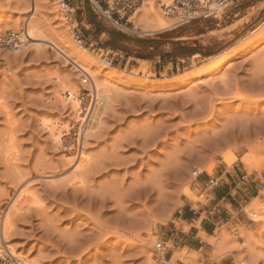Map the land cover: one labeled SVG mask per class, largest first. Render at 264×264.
Returning a JSON list of instances; mask_svg holds the SVG:
<instances>
[{"label":"rangeland","instance_id":"374dc122","mask_svg":"<svg viewBox=\"0 0 264 264\" xmlns=\"http://www.w3.org/2000/svg\"><path fill=\"white\" fill-rule=\"evenodd\" d=\"M142 1L127 13L139 32L123 33L89 0H68L71 23L60 0H40L34 13L30 0H0V37L20 33L28 18L36 32L16 49L0 47V209L22 188L32 193L10 211L6 242L40 264H264V82L249 86L264 75V0H235L175 26L170 16L172 25L154 32L142 31ZM222 52L231 57L218 69L191 74ZM73 58L110 94L78 145L90 167L77 173V190L78 161L65 141L81 134L96 100L83 110L90 79ZM226 91L256 104L227 100ZM101 229L109 234L100 238Z\"/></svg>","mask_w":264,"mask_h":264},{"label":"bare ground","instance_id":"6f19581e","mask_svg":"<svg viewBox=\"0 0 264 264\" xmlns=\"http://www.w3.org/2000/svg\"><path fill=\"white\" fill-rule=\"evenodd\" d=\"M40 0H30V12L31 13H34L35 12V10H36V7H37V5H39V2ZM143 1H145V2H143ZM142 1V6L140 7L139 6V8H141L140 9V15L138 16V18L140 19V24H143V29H142V31L144 30V25H145V28H146V31H158V30H162V29H165V28H168L169 26H171L172 25V23L170 24V22H171V18H170V16H173L174 14L173 13H167V7L169 6L168 4L170 3V1L171 0H163V2H160L161 4H160V9H161V11H163L164 12V14H165V16H167L168 18H170V19H168L167 18V20H166V17L164 18L161 14L162 13H159V11L157 10L158 8L156 7V4H155V0H143ZM161 1V0H160ZM141 1H139V3H140ZM139 3H138V0H133V2H132V5H134L136 8H135V10L138 8V5H139ZM32 16V15H31ZM61 16V15H60ZM29 19V18H28ZM28 19L24 22V24H23V27H21V32H23L24 33V35H25V37L27 38V40H36V37H34V33H36V32H34V25H32V24H30L29 23V21H28ZM176 18H174V20H175ZM168 20L170 21V22H168ZM139 21V20H138ZM172 21H173V19H172ZM177 23V21L175 22L174 21V23H173V25L174 24H176ZM175 26V25H174ZM36 27V26H35ZM38 27V26H37ZM20 32V33H21ZM40 32V31H39ZM6 33V32H5ZM22 34V33H21ZM69 36V35H68ZM56 49H58V48H56ZM64 50V49H63ZM63 50H60L59 49V51L61 52V53H65ZM240 49H238V50H236L235 52H233L234 54H236L238 51H239ZM75 52H77V51H79V50H74ZM59 52V53H60ZM81 53V51L79 52V54ZM68 54V53H67ZM83 54V53H82ZM82 54H80V55H82ZM90 54V53H89ZM89 54H85L84 53V59H85V61H89V62H91L92 61V57L90 58L89 57ZM234 54H232V55H234ZM68 55H70V54H68ZM68 55H66L65 54V56L66 57H69ZM231 57V55L230 54H226V53H224V52H222V53H220L219 55H217L216 57H214L213 59H210V60H208L206 63H204V64H199V65H196V66H194V67H192V70H190L191 71V74L192 75H195V76H201V75H205V74H209L210 72H213L214 70H216V69H218L223 63H225L229 58ZM75 58V57H74ZM73 58V60H71L72 62H73V64H75L85 75H86V78H89L90 79V86H91V90H92V99H95L96 100V102H95V100H94V108L92 109V112H91V114H90V116L88 117V118H84V116L82 117V120L84 121L83 122V124H85V126H84V129H81V134H77L76 136H75V138H74V141H72V139H71V141H69L70 139H67L65 142V144H66V146H67V148H68V154L70 155V160L71 161H74V160H76L77 159V161H78V163H77V166L75 167L76 168V170H75V176H74V174L72 175L73 176V179H70V181H71V183H70V185H71V187L74 185V186H76V184H77V186H79V184L81 183L82 184V181H80V179L78 180L77 178L80 176V171L81 170H84V171H86V169H88V161H87V158H86V156L84 155H82L83 153H82V150H80V153H78V145L79 144H81V142L83 143V138H85L86 136L88 137V136H91V134L94 132V129H95V127H96V124H98V122H99V112H101V108H102V106L103 105H106V103H107V101H108V99L110 98V94L108 95V91H109V89L107 88V86L105 85V83H103V82H100V80L97 78L98 76H95L96 74H92L91 72H93V71H90L86 66H84L83 65V62H81V61H79V60H76V59H74ZM69 59H70V57H69ZM72 59V58H71ZM91 60V61H90ZM84 61V60H83ZM84 61V62H85ZM94 61V60H93ZM108 67H110V66H108ZM143 69V68H142ZM145 70V69H144ZM143 71V70H142ZM145 73V72H144ZM129 74H130V72H129ZM134 74V73H133ZM123 75H124V73H123ZM151 75H152V73H151ZM148 76H150L149 75V73L148 74H146V77H148ZM236 77V76H235ZM235 79V78H234ZM225 81V80H224ZM223 81V82H224ZM253 81H254V83L252 82H250L251 84H249V86H251V87H254L253 85H258L257 83H261V82H264V75H258V74H254L253 75ZM256 81V82H255ZM225 83L226 82H224V84L223 85H225ZM239 83V82H238ZM256 83V84H255ZM93 87H94V89H93ZM226 89V88H225ZM228 89V88H227ZM226 89V90H227ZM230 89V88H229ZM94 90H95V94H94ZM223 92V91H222ZM229 93H228V91H226L225 92V96H227V97H225V99H227V100H240V101H244V100H247V103L251 106V105H255L256 103H254L255 102V100H254V102L252 101H250V103H253V104H250L249 103V101H248V99H251V98H249L248 97V99H247V97H245L244 95H242V94H240V93H234V94H232V95H228ZM96 95V96H95ZM221 95L223 96L224 94H222L221 93ZM89 96H90V94H89ZM65 97V96H64ZM252 97H257V96H252ZM259 97V96H258ZM66 99H67V101H70L71 102V105H72V109L76 112V115H77V111H78V101H76V97H75V95H74V93L73 92H69L68 93V95L65 97ZM253 98V99H254ZM223 99V98H222ZM221 99V100H222ZM258 99H260V98H258ZM258 99H256V101L258 100ZM196 101V100H195ZM225 101V100H224ZM246 104V103H245ZM83 105H84V108H83V110H86L87 109V105H86V103L84 104L83 103ZM205 105H207V104H205ZM247 105V104H246ZM198 107V106H197ZM210 107V106H209ZM199 109V108H198ZM207 109H208V106H207ZM212 109V108H211ZM201 110V109H200ZM203 110H204V108H203ZM203 110H201V111H203ZM249 110H250V108H249ZM205 111V110H204ZM203 111V112H204ZM6 112V111H5ZM194 112V111H193ZM102 113V112H101ZM200 112H198V114H199ZM84 114V113H83ZM197 114V113H196ZM205 114V113H204ZM264 116V115H263ZM78 118H79V116H78ZM260 118V117H259ZM264 118V117H263ZM81 119V118H80ZM242 119H245V118H242ZM249 119H251V118H249ZM229 120H232V119H229ZM258 120V119H257ZM262 121L264 120V119H261ZM260 120V121H261ZM81 121V120H80ZM233 121V120H232ZM236 121V120H235ZM238 121H241L240 119L238 120ZM237 121V122H238ZM249 121V120H248ZM252 121V120H251ZM250 121V122H251ZM254 121V120H253ZM259 121V120H258ZM257 121V122H258ZM259 121V122H260ZM261 121V122H262ZM227 122V121H226ZM230 123H231V121H229ZM228 122V123H229ZM243 122V121H242ZM241 122V123H242ZM249 122V123H250ZM256 121H254L253 122V124L255 123ZM258 122V123H259ZM260 122V123H261ZM227 123V124H228ZM229 123V124H230ZM234 123V122H233ZM240 123V124H241ZM246 123H248L247 121H245V122H243V125H245V126H248L249 124H246ZM237 124V123H236ZM236 124H235V127H236ZM251 124H252V122H251ZM250 124V125H251ZM253 124H252V126H253ZM256 125H258L257 123H255ZM232 125V124H231ZM242 125V126H243ZM248 126V128L249 127H251V126ZM264 125V124H263ZM263 125H262V123H261V125H260V127L262 126L263 127ZM99 126V125H98ZM228 126V125H227ZM227 126H225V127H227ZM242 126H240V128L242 127ZM244 126V127H245ZM255 126V125H254ZM224 127V128H225ZM229 127V126H228ZM234 127V126H233ZM255 127H258V126H255ZM259 127V128H260ZM252 128H254V127H252ZM228 129V128H227ZM230 129V128H229ZM236 129V128H235ZM243 129H245V128H243ZM243 129H242V131H243ZM255 129V128H254ZM253 129V130H254ZM220 130H222V129H220ZM219 130V131H220ZM233 130V129H232ZM237 130V129H236ZM239 130V129H238ZM248 129H246V130H244V131H247ZM250 130V129H249ZM248 130V131H249ZM255 130H257V129H255ZM260 130V129H259ZM262 130V129H261ZM241 131V130H240ZM230 133H232L231 131H229ZM254 132V131H253ZM259 132H261V131H259ZM239 132H237V134H238ZM243 133V132H242ZM221 134V133H220ZM228 134V133H227ZM93 135V134H92ZM240 135V134H239ZM217 136V135H216ZM233 136H234V134H233ZM241 137V136H240ZM220 138V137H219ZM222 139V138H221ZM224 139V138H223ZM222 139V140H223ZM219 140V139H218ZM69 141V142H68ZM225 141H227V140H225ZM73 144V145H72ZM254 148V147H253ZM252 148V149H253ZM68 157V156H67ZM11 158V157H10ZM8 159V158H7ZM6 160V159H5ZM69 160V161H70ZM243 161H245V162H248V164H249V167L250 168H255V160H252L251 162H249L248 161V158L247 157H245V159L243 158ZM10 162V161H9ZM84 166H87V168H85ZM90 167V166H89ZM84 168V169H83ZM91 169V168H90ZM74 170V169H73ZM90 172V171H89ZM79 174V176H78V174ZM85 173V172H84ZM78 177H77V176ZM83 175V174H82ZM84 176V175H83ZM22 177V176H21ZM77 179V182L75 181L74 182V180H76ZM84 180V179H83ZM69 181V182H70ZM79 183V184H78ZM86 185V184H85ZM84 185V186H85ZM73 186V187H74ZM83 186V185H82ZM72 187V188H73ZM75 188V187H74ZM84 188V187H83ZM86 188V187H85ZM29 187H26L25 189H21V190H19V192H18V194L16 195V197H14V199L12 200V203L10 204L11 206H12V208H11V206H9V207H7V209L4 211V213H2V217H1V219H0V235L2 236V238H3V240L6 242V238H8V235H9V233L11 232V229H12V223H11V218H10V211L12 210V212H18L19 210H21L22 208H23V205H25V202L27 203V200L28 199H30V195L32 194L30 191H29ZM76 189V188H75ZM79 189V188H78ZM77 190V189H76ZM83 193V192H82ZM1 194V193H0ZM259 202V201H258ZM264 203V202H263ZM257 205V204H256ZM119 209L121 208V206L120 207H118ZM123 208V207H122ZM263 208H264V206H263ZM262 208V209H263ZM260 209V208H259ZM123 210V209H122ZM251 211V210H250ZM253 211V210H252ZM3 212V211H2ZM11 212V213H12ZM261 212V211H260ZM262 212H263V210H262ZM252 213V212H251ZM13 214V213H12ZM250 214V213H249ZM252 215L254 216V217H256V213L255 212H253L252 213ZM252 215H250V216H252ZM257 217H258V215H257ZM252 218V217H251ZM97 224V223H96ZM101 231H102V233L100 232V234H101V236H100V238H103L104 236H106L107 234H109V232L107 231V230H103V229H101ZM97 232H99L98 231V229H97ZM118 232V231H117ZM116 232V233H117ZM138 232V231H137ZM99 234V233H98ZM120 234L118 233V236H119ZM121 237V236H120ZM100 238H99V236H98V239L100 240ZM123 238V237H122ZM213 242V241H212ZM99 243V242H98ZM6 244L8 245V243L6 242ZM102 244V243H101ZM129 244V243H128ZM131 244V243H130ZM129 247V246H128ZM8 248L10 249V247H9V245H8ZM11 250V249H10ZM219 251V250H218ZM218 251H216V252H218ZM11 252H12V254L13 255H15L16 257H18L12 250H11ZM88 250L87 251H85V250H79L78 249V254H77V256H80V255H82V254H88ZM19 258V257H18ZM35 259V258H34ZM34 259H27L26 261L25 260H23V259H21V258H19V260H20V264H40V262L39 261H37L38 259H36V260H34Z\"/></svg>","mask_w":264,"mask_h":264},{"label":"built area","instance_id":"2783aa9c","mask_svg":"<svg viewBox=\"0 0 264 264\" xmlns=\"http://www.w3.org/2000/svg\"><path fill=\"white\" fill-rule=\"evenodd\" d=\"M62 17L69 23L72 22L73 9L70 7L68 0H60ZM91 8L94 13L103 18L111 25L119 29L123 33H136L139 32V28L136 24H133L129 18L131 15H127L128 12H134L135 6L132 5L133 0H89ZM139 1L142 0H138ZM235 0H171L166 8L167 13H173L177 18V25L189 22L195 15L214 13L218 9L222 8L226 4L232 3ZM127 16L126 19L123 17ZM75 33V28H72ZM76 39L80 42L79 35L76 33ZM24 33L20 34L14 31H7L2 37H0V47L16 49L25 39ZM105 66H110V61L103 60ZM92 96H89L87 101V108L91 103ZM87 110V109H86ZM85 110V111H86ZM197 174V172H195ZM245 176H242L244 179ZM215 179L210 178L209 183L213 184ZM2 210L0 209V219L2 217ZM157 248H162L160 242L156 244ZM0 264H20L18 257L12 254L8 245L0 235Z\"/></svg>","mask_w":264,"mask_h":264},{"label":"crops","instance_id":"0c3cea01","mask_svg":"<svg viewBox=\"0 0 264 264\" xmlns=\"http://www.w3.org/2000/svg\"><path fill=\"white\" fill-rule=\"evenodd\" d=\"M102 34H107V35H109L108 32H106V31H102ZM258 167H259V166H258ZM223 199H224L223 196L219 197L218 202H219V203L222 202ZM194 229H196V228H194ZM202 231H203L204 233L207 234V230H206V229L203 228ZM197 234H198V231H196L194 234L192 233L191 236H190L191 239H197ZM191 242H193V240H191ZM186 247H188V248H190V249H192V250H195V248H194L193 246H191V245H186Z\"/></svg>","mask_w":264,"mask_h":264},{"label":"trees","instance_id":"16d2710c","mask_svg":"<svg viewBox=\"0 0 264 264\" xmlns=\"http://www.w3.org/2000/svg\"><path fill=\"white\" fill-rule=\"evenodd\" d=\"M106 31H108V32L110 33V35H111L112 37H114L115 39L118 38V36H117L116 33H113L112 31H109V30H106Z\"/></svg>","mask_w":264,"mask_h":264}]
</instances>
